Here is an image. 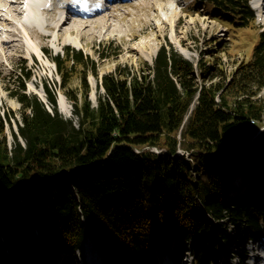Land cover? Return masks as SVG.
I'll use <instances>...</instances> for the list:
<instances>
[{
  "label": "trees",
  "instance_id": "trees-1",
  "mask_svg": "<svg viewBox=\"0 0 264 264\" xmlns=\"http://www.w3.org/2000/svg\"><path fill=\"white\" fill-rule=\"evenodd\" d=\"M203 1L230 28L259 32L231 75L217 58L195 64L164 43L152 63L103 74L94 105L87 74H97L95 61L65 48L51 59L77 120L59 112L48 86L52 111L21 83L13 141L5 126L11 115L0 112V264H68L64 254H75L87 238L108 264H156L177 239L196 238L199 264H212L210 218L229 220L243 238L264 233V205L227 194L236 170H264V28L250 0ZM77 67L80 95L68 85ZM244 121L260 123L252 145L224 147L225 133ZM253 174L257 196L264 177ZM217 229L226 240L227 231Z\"/></svg>",
  "mask_w": 264,
  "mask_h": 264
},
{
  "label": "rangeland",
  "instance_id": "rangeland-1",
  "mask_svg": "<svg viewBox=\"0 0 264 264\" xmlns=\"http://www.w3.org/2000/svg\"><path fill=\"white\" fill-rule=\"evenodd\" d=\"M70 1L50 0L48 6L60 2L67 4ZM103 3L102 1L94 5L90 4L87 8L72 7L78 12L91 16L87 20H92L90 26L83 23L86 26L83 30L84 38L76 33H67L64 36L66 41L64 39L58 41L54 37L50 39L37 36L35 30H30L23 34L26 58H14L9 61L3 55L4 51L0 50V112L2 115L5 112L11 115L10 121L5 118L9 141H13L12 132L17 131L18 124L21 123L22 104L16 94L23 91L22 82L25 84L26 93L36 95L46 104L48 110L52 111L47 98L46 86H48L57 97L59 112L66 118L77 120L73 113V103L61 89V76L51 59V56L57 53L62 55L65 48L80 49L95 61L97 74L89 71L87 82L90 87L89 98L96 105L98 95L103 92L101 86L103 74L113 71L117 65L127 64L138 68L143 65V61L152 63L159 47L164 43H171L176 50L195 64L202 60L206 65H210L214 58H217L218 65L231 75L241 60L249 58L253 45L259 40L257 29L230 28L216 12H211L209 5L203 0H168L166 10L158 11L149 5L148 0L108 1L104 12L111 25L108 29L95 27L93 20L96 12L92 11L103 6ZM261 3L263 2L260 1V5ZM254 10L257 24L264 28V10L262 12L259 9ZM48 16L49 14L42 15L43 23ZM43 44L45 46L41 48ZM30 52L34 53V57ZM24 71L30 74L29 78L25 76ZM81 71L77 67L76 72L68 79L71 91L78 95L83 88ZM259 125L260 123L253 121L240 122L225 133L223 146L234 150L249 148L254 138L260 134L258 131L254 133ZM259 132L262 133L264 147V127ZM154 149L159 151L157 147ZM178 152L181 153L183 150L180 149ZM254 169L264 177V170L260 167L236 170L232 183L228 185L229 199L243 197L246 194L245 199L256 197L257 201L264 205V192L256 196V189L251 188L253 185L251 180L255 181L257 176L253 174ZM210 221L216 227L214 246H211L212 251L208 254L212 264H245V262L254 264L258 245L261 244L264 251V235L257 241L248 240L239 234L229 220L222 222V225H217L215 219L210 218ZM219 226L227 231L226 240L217 229ZM196 241V238H192L189 242L181 243L177 239L171 244L168 252L157 255L156 264H199V251L194 248ZM203 248L205 249L204 244ZM175 255L179 258V262H176ZM64 256L68 264L69 262L71 264L109 263L108 256L103 250L98 249L91 238H87L82 244V249L76 250L75 254H64ZM64 259L58 258L56 264H65ZM41 264L48 263L43 261Z\"/></svg>",
  "mask_w": 264,
  "mask_h": 264
},
{
  "label": "bare ground",
  "instance_id": "bare-ground-1",
  "mask_svg": "<svg viewBox=\"0 0 264 264\" xmlns=\"http://www.w3.org/2000/svg\"><path fill=\"white\" fill-rule=\"evenodd\" d=\"M50 0H0V50L4 51L7 60L14 58L24 59L27 57L25 52L26 43L23 41V34L30 30H35L37 36L43 38L53 37L58 41H66L64 36L72 33L78 34L81 38L85 37L83 30L91 25L87 21L90 15L81 13L72 8H87V3L80 0H71L64 5L63 2L48 6ZM88 2V0H84ZM168 0H148L149 5L158 10H166ZM261 0H256L259 10L262 12L264 6L260 5ZM261 2L264 3V0ZM178 3V1H176ZM175 3V4H176ZM261 3V4H263ZM177 5V4H176ZM106 7L98 9L93 15L95 27H106L111 25L104 13ZM46 22L43 23L42 15H47ZM85 23V25H83ZM47 30V31H46ZM55 31V34H54ZM45 44L41 45L44 48ZM34 57V53L30 52Z\"/></svg>",
  "mask_w": 264,
  "mask_h": 264
},
{
  "label": "clouds",
  "instance_id": "clouds-1",
  "mask_svg": "<svg viewBox=\"0 0 264 264\" xmlns=\"http://www.w3.org/2000/svg\"><path fill=\"white\" fill-rule=\"evenodd\" d=\"M101 2H102V0H101ZM98 6H99V4H98Z\"/></svg>",
  "mask_w": 264,
  "mask_h": 264
}]
</instances>
